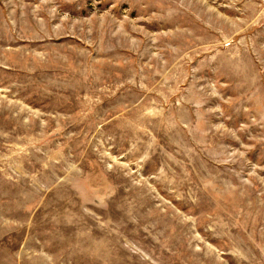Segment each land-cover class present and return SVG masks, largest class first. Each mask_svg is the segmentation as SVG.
<instances>
[{"label":"rangeland","instance_id":"374dc122","mask_svg":"<svg viewBox=\"0 0 264 264\" xmlns=\"http://www.w3.org/2000/svg\"><path fill=\"white\" fill-rule=\"evenodd\" d=\"M0 264H264V0H0Z\"/></svg>","mask_w":264,"mask_h":264}]
</instances>
